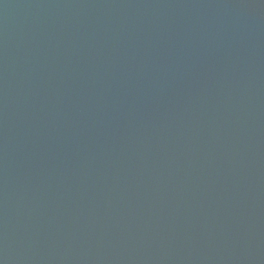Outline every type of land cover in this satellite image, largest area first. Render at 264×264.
<instances>
[{
	"label": "water",
	"instance_id": "water-1",
	"mask_svg": "<svg viewBox=\"0 0 264 264\" xmlns=\"http://www.w3.org/2000/svg\"><path fill=\"white\" fill-rule=\"evenodd\" d=\"M0 264H264V0H0Z\"/></svg>",
	"mask_w": 264,
	"mask_h": 264
}]
</instances>
